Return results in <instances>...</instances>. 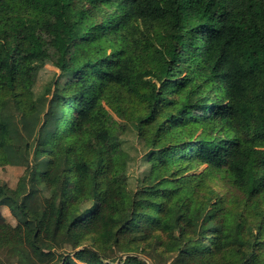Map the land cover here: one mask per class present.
Here are the masks:
<instances>
[{"label": "trees", "instance_id": "obj_1", "mask_svg": "<svg viewBox=\"0 0 264 264\" xmlns=\"http://www.w3.org/2000/svg\"><path fill=\"white\" fill-rule=\"evenodd\" d=\"M2 157L0 264H264V0H0Z\"/></svg>", "mask_w": 264, "mask_h": 264}, {"label": "rangeland", "instance_id": "obj_2", "mask_svg": "<svg viewBox=\"0 0 264 264\" xmlns=\"http://www.w3.org/2000/svg\"><path fill=\"white\" fill-rule=\"evenodd\" d=\"M87 9L90 7V1L87 2ZM93 12H91L92 16L95 17L96 20V25L100 26L102 24H105L104 18L107 15L106 10L108 9L107 7L104 6H94ZM109 10V9H108ZM113 12L115 16L116 10H110V12ZM111 24V22H110ZM110 35V33H108ZM47 71L49 73H46V76H43V79L40 81V84H43L44 82H49L50 79H52L53 72L58 73L56 79L59 76V70L52 66H47ZM69 76H63L61 80V85L64 86L66 82L68 81ZM71 100L66 101L64 104L65 110V118L61 121L62 124L66 123V119L68 118L69 115H72L70 113V107H71ZM201 131L198 132L197 136L200 134ZM0 186L5 184L8 189L12 192L15 191L17 182L19 177L21 176V173L23 172V169H18V168H13L7 165L6 160L4 157L0 159ZM3 165V166H2ZM203 169V168H202ZM39 186L41 188V191L46 195L47 197L49 196H56L60 194V179L59 180H52L48 176H41L39 181ZM126 207L127 210L130 211L131 205H132V195L129 194L126 198ZM15 209L12 207H7V206H1L0 207V216L6 219V221L11 224V225H16V219L14 217ZM230 222L228 223L229 228L232 230V240L233 242L237 243L242 239V223L241 221L237 219H231L229 220ZM75 242L68 236L61 237V239L58 242V248L63 251V252H71L74 247H75ZM149 260V259H148Z\"/></svg>", "mask_w": 264, "mask_h": 264}]
</instances>
